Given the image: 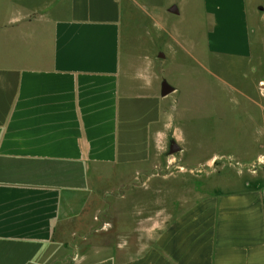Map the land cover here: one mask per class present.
Instances as JSON below:
<instances>
[{"label":"crops","instance_id":"crops-1","mask_svg":"<svg viewBox=\"0 0 264 264\" xmlns=\"http://www.w3.org/2000/svg\"><path fill=\"white\" fill-rule=\"evenodd\" d=\"M255 2L0 0V264H264L263 176L229 191L181 189L177 206L172 190L150 188L146 211L131 203L134 223L124 212L117 224L96 220L101 198L121 191L125 171L144 176L171 132L174 90L162 96L141 64L166 58L153 48L161 20L192 18L208 59L242 66L233 75L257 94ZM248 115L262 156L264 109Z\"/></svg>","mask_w":264,"mask_h":264},{"label":"rangeland","instance_id":"rangeland-1","mask_svg":"<svg viewBox=\"0 0 264 264\" xmlns=\"http://www.w3.org/2000/svg\"><path fill=\"white\" fill-rule=\"evenodd\" d=\"M258 1L252 6L264 7V0ZM252 6L250 4L251 11ZM169 18L161 20L165 32L156 37L153 47L155 56L165 54V60L141 64L147 65L149 71L143 72L147 77H154L157 88L166 81L174 90L169 95L171 132L162 142L155 165L141 172L144 176L137 173L127 180L131 176L129 172H113L114 176L123 172L127 175L120 182L121 191H108L107 196L101 198V216L96 220L104 224H117L121 212H124L125 223H134L131 203L133 199L137 203L134 212L146 211L150 197L145 192L150 188L172 190V199L177 206L181 189L194 191L202 188L205 193L208 190L229 191L242 187L251 176L264 177V153L259 156L260 150L251 148L253 142L249 129L252 119L248 115L256 108L264 109V82H259L257 94L249 85L243 86L241 79L237 84L233 73L244 74L246 69L242 66L229 68L228 62H218L216 66L213 59H208L204 35L201 34L203 27H197L192 18L185 21L181 17ZM170 31L172 36L168 33ZM160 46L170 48V56L169 51L158 50ZM234 84L241 86V95L231 89ZM255 119L253 124H256ZM256 135L259 137L260 133ZM170 140L180 147V151L173 155L167 154ZM256 156L260 159H255ZM114 185L111 188L109 182L108 188L115 189L116 182ZM133 190L138 192L135 197ZM159 200L162 202L163 197ZM156 204L162 209L161 204Z\"/></svg>","mask_w":264,"mask_h":264},{"label":"water","instance_id":"water-1","mask_svg":"<svg viewBox=\"0 0 264 264\" xmlns=\"http://www.w3.org/2000/svg\"><path fill=\"white\" fill-rule=\"evenodd\" d=\"M160 89L162 96L169 95L173 92V88L166 81L161 82ZM179 151H180L179 145L174 140H170L168 144L167 154L173 155Z\"/></svg>","mask_w":264,"mask_h":264},{"label":"built area","instance_id":"built-area-1","mask_svg":"<svg viewBox=\"0 0 264 264\" xmlns=\"http://www.w3.org/2000/svg\"><path fill=\"white\" fill-rule=\"evenodd\" d=\"M262 85V84H261Z\"/></svg>","mask_w":264,"mask_h":264}]
</instances>
